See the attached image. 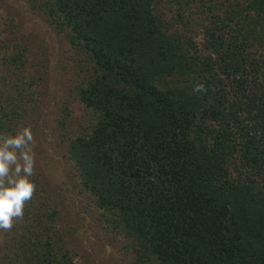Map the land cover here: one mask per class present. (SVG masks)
Wrapping results in <instances>:
<instances>
[{"label":"trees","instance_id":"trees-1","mask_svg":"<svg viewBox=\"0 0 264 264\" xmlns=\"http://www.w3.org/2000/svg\"><path fill=\"white\" fill-rule=\"evenodd\" d=\"M37 2L81 56L90 125L69 156L122 248L137 264H264V0H172L178 25L160 0ZM17 48L0 70V138L41 95ZM29 179L0 264H79L56 199Z\"/></svg>","mask_w":264,"mask_h":264},{"label":"rangeland","instance_id":"rangeland-1","mask_svg":"<svg viewBox=\"0 0 264 264\" xmlns=\"http://www.w3.org/2000/svg\"><path fill=\"white\" fill-rule=\"evenodd\" d=\"M40 4L35 7L31 0H0V70L5 57L21 47L25 74L35 75L41 83L38 108L25 117L18 131L25 127L32 131L28 148L33 170L42 188L57 201L58 227L75 260L79 264H137L132 251L121 246L126 238L121 226L115 227L102 216L104 210L82 189L75 162L70 159L69 139L90 125L88 109L77 91L81 56L63 34L56 32L46 11L38 9ZM192 7L196 9V5ZM179 9L172 0H160L158 12L166 22L177 24ZM203 30L202 26L196 34L200 43ZM12 75L16 78L15 73ZM8 230L0 229V247Z\"/></svg>","mask_w":264,"mask_h":264},{"label":"clouds","instance_id":"clouds-1","mask_svg":"<svg viewBox=\"0 0 264 264\" xmlns=\"http://www.w3.org/2000/svg\"><path fill=\"white\" fill-rule=\"evenodd\" d=\"M194 91H206L204 84H197ZM0 140V229H10L13 218L23 215L24 203L35 191L29 179L33 175V157L28 146L33 134L25 127L19 134Z\"/></svg>","mask_w":264,"mask_h":264}]
</instances>
